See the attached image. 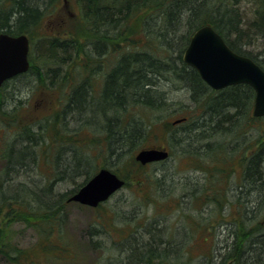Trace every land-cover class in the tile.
Segmentation results:
<instances>
[{"label": "trees", "instance_id": "1", "mask_svg": "<svg viewBox=\"0 0 264 264\" xmlns=\"http://www.w3.org/2000/svg\"><path fill=\"white\" fill-rule=\"evenodd\" d=\"M56 1L13 0L7 8H0V30L10 34L26 33L31 40L29 70L7 81L4 87L21 76L34 75L45 89L54 85L61 86L62 100H66L62 113L57 111L49 114L46 123L37 127V131L29 125L21 128L19 126L16 138L6 143V149L9 148L10 152L5 155V181L0 186V214L3 213L5 223L12 225L17 222L20 213L29 217L32 214L42 216L41 221L35 225L45 234L38 245L44 260L73 258L75 253L71 242L62 237V224L58 218L65 192L59 191L53 183L41 186L29 178V170L32 165L38 163L37 156L41 154L38 149L42 143L48 147L44 154L49 158L51 147L57 144L60 146L59 141H68L70 145L58 151L57 169L64 182L72 183L76 178L84 176V180L76 188L78 189L91 177L96 167L93 168V161L85 156L84 151L79 152L71 143H82L79 132L63 133L67 128V112L73 119L79 116L84 118L87 117L85 114L91 113L88 116L91 123L104 120L110 140L107 145L109 152H115L114 144L116 150L123 149L128 144H135L140 137H146L148 126L151 125L135 112H129L130 100L158 109L169 100L166 89L177 84L186 89L190 98L199 103L200 107L197 105L199 115L193 121L191 117L194 114H191V117L189 114L183 115L189 117V122H183L187 125L183 135L180 132L172 134V142L176 145L196 143V153L204 156L209 163L204 169L207 179H212L209 175L216 176L214 170L220 169L223 173L220 179L228 180L232 176L233 168H218V163L225 165L229 161L227 156L239 154L237 161L242 164L239 192L244 193L245 200L241 202L243 217L237 222L239 230L235 227L233 232L238 237V246L243 249L237 251L234 244V249L230 246L228 251L235 253L229 256L238 259L237 264H264V224L250 223V218L256 213L257 203H264V136L251 139L253 143H249L250 136L247 135V131L257 120L264 124V117L256 118L251 112L253 89L247 84H239L219 91L212 90L194 68L182 61L180 53L189 42L192 30L203 24H211L234 50L248 55L264 68V42L263 49L257 53L259 58L242 49V45H254L264 38V0H258V8L254 9L252 17L241 14L234 3L226 6L228 0H221L219 3L211 0H171L169 4L165 2L164 18L173 22V25L168 33H162L163 39L150 36L143 40L144 44L134 37L128 38L127 26L133 16L163 6L161 0H81L83 23H86L87 32L90 34L84 39L67 30L60 33L59 28L52 27L51 33H40L46 16L45 7ZM191 27L193 28L188 34ZM169 49L174 54L167 55ZM63 68L65 70L60 71ZM100 78L102 85L96 92L95 86L100 83ZM2 103L0 101V114L12 120L16 115L4 111ZM116 109L121 114V121L114 114L113 119L108 116ZM58 120L61 124L60 130L56 128ZM5 128L8 130V124ZM237 133L248 140L247 145L242 146L238 139L240 137L234 138ZM228 136L231 137V142L225 138ZM117 154L120 156L122 153ZM127 165L126 169L130 168L126 175L135 176L138 170L144 168L134 159H129ZM109 167L114 168L113 165ZM151 177L153 178L151 174H145L147 181ZM228 189L229 186L224 192L225 196L213 199L219 209L216 213L218 215H221L228 202ZM237 196L240 197L239 193ZM219 223L217 221L213 227H217ZM137 229L135 227L134 231L120 242L119 257L104 264L191 263L193 249L179 245L175 237H166L165 226L158 225L156 220L149 221L148 225L144 224L143 229L136 233ZM92 230V235H101V232L107 229L101 226ZM55 235H59L62 240H52ZM7 240L0 246V253L6 258L14 262L23 257L30 258L31 262L35 261L32 258V249L19 250ZM91 242L95 245L104 244L103 241L97 242L93 239ZM217 249L213 248L211 258L205 257L208 258L206 264H220L213 260L214 256L217 257ZM38 254L39 252L35 257H38ZM221 257L223 261V256Z\"/></svg>", "mask_w": 264, "mask_h": 264}, {"label": "rangeland", "instance_id": "2", "mask_svg": "<svg viewBox=\"0 0 264 264\" xmlns=\"http://www.w3.org/2000/svg\"><path fill=\"white\" fill-rule=\"evenodd\" d=\"M11 1L13 2V0H0V8H7L11 5ZM170 1L161 0V5L165 2L169 4ZM211 1L221 2V0ZM231 3H234L241 14L252 17V12L258 8L259 2L258 0H228L226 6H230ZM165 6L164 4L133 16L127 26L128 37H134L142 44H144L143 40L148 33L150 36L163 39L161 33H168L173 25V22L171 23L170 20L167 21L164 18ZM44 11L46 16L40 28L41 34L51 33L50 28L52 27L54 29L59 28L58 32L60 33L67 30L74 36L79 35L83 39L88 35L90 36L87 32L86 23H83L81 0H57L47 5ZM263 42L264 38L262 37L257 44H244L242 49L259 58L257 53L263 49ZM166 54L172 55L174 52L169 49ZM62 70L65 69H60V71ZM99 82L95 86L96 92L98 88H101V78ZM62 92V87L58 85L45 89L38 81L37 76L34 75L14 79L0 90V101L3 102L2 109L16 115L12 120H8L0 114V186L5 181L4 174L7 168L5 155L7 156L10 152L9 148L6 149V143L16 138L19 126L21 128L29 125L34 128V131H37V127L46 123L45 120L46 117H50L49 114L57 111L62 113L66 105V100H62ZM166 95L169 100L158 109L149 105L146 106L139 101L130 100L129 112H135L137 116L143 117L148 125H151L148 126L146 137L143 139L140 137L135 144H128L120 150H116L117 147L114 144L115 152H111L113 154L109 152L107 146L110 140L105 130L106 122L104 120L91 123L88 121V116L91 113L85 114L87 117L79 118V116V119H73L71 114L67 112L65 120L67 128L64 129L63 133L79 132L82 143H71L79 152L84 151L85 156L91 158L93 168L96 167L92 174L105 165H113L119 174L127 178L128 184L96 208L76 202H68L65 196L58 218L62 224L60 230L62 237L72 243L70 245L75 253L73 258L44 260L42 252L38 250V245L45 234L41 232L42 229L38 225H35L36 222L41 221L42 216L38 217L32 214L29 217L27 214L22 215L20 213L17 222L11 225L5 223L3 213L0 214V221H2L0 222V246L9 239L14 248L19 250L32 249V258L35 259V263L31 262L30 258L25 259V257L14 262L0 253V264H22L24 262L25 264H104L107 261L111 262L119 257L120 242L126 239L135 227L137 229L138 226L137 233L139 229H143L144 224L148 225V222L152 220H156L158 225L165 226L166 237H175L179 241V245L193 249L190 264H206L208 258L205 257L211 258L214 247L218 248L217 257H213L215 262L220 264H237L239 262L238 259L230 257L235 252L229 253L228 251L235 236L233 229L238 228L237 222H240L243 217V204L241 202L243 203L245 200L244 193L239 192L242 176V164L237 161L239 154L227 156L229 158L228 165L218 163V168H233L232 176L228 180L220 179L223 175L220 169L214 170L213 173H216V176H214L215 174L209 175L212 179H207L204 169L205 166H209V163L204 156L196 153L198 151L196 143L192 145L179 143L176 145L172 142V134L180 132L183 135L187 126L183 122L178 124L172 122L187 114H194L191 117V121H193L199 115L196 107L199 103L194 102L190 98L189 92L177 84L168 87ZM117 111L116 109L108 116L113 119L115 115L121 121V114ZM7 124L8 130L5 128ZM56 128L58 130L61 128L59 120ZM241 133L243 132L241 131ZM238 135L240 134L234 135V138L240 137L238 139L242 146L247 145L248 140ZM247 135L250 136L249 143H253L252 140L259 136L262 138L264 136V124L257 120L253 123V127L247 131ZM225 138H228L227 141L229 142L232 141L230 136ZM59 144L60 146L57 144V146L51 147L49 158H46L44 154L48 147H45L43 143L41 144V148L38 149L39 153L41 152L37 156L38 163L31 166L29 178L41 186L53 183L55 188L57 187L59 191L64 193L76 189L85 177L76 178V183L74 181L72 183L70 181L64 182V178L57 169L58 151L64 146H69L70 143L59 141ZM152 146L170 150V158L144 166L143 169L138 170L135 176L130 173V175H126L130 168L126 169L129 159L135 160V154L140 149ZM117 153L122 154L118 156ZM147 173L153 176L149 181L145 178ZM228 186L232 188V190H228V202L221 215H218L216 213L219 209L213 199L214 197L225 196L226 193L224 194V192ZM237 193L240 197L237 196ZM255 210V215L250 218L251 224L263 219L264 203L262 201L257 203ZM217 221L220 223L217 227H213ZM101 226H105L107 230L101 232V235L100 233L92 235V228ZM209 228L211 229L209 230ZM57 233L56 231L55 234ZM52 238L56 241L59 235L52 236ZM92 239L97 242L103 241L104 244L96 243L95 245L91 242ZM59 240H62L61 237ZM38 252L39 258L35 257ZM221 256H223V261Z\"/></svg>", "mask_w": 264, "mask_h": 264}, {"label": "water", "instance_id": "3", "mask_svg": "<svg viewBox=\"0 0 264 264\" xmlns=\"http://www.w3.org/2000/svg\"><path fill=\"white\" fill-rule=\"evenodd\" d=\"M29 49L26 34H0V88L7 80L28 71ZM183 60L216 90L241 83L250 85L255 91L254 115L264 116V69L252 58L235 52L213 26L203 25L193 33ZM168 154L165 149L147 148L142 149L136 159L146 164L166 159ZM124 184L125 180L115 172L102 168L80 187L70 201L98 206Z\"/></svg>", "mask_w": 264, "mask_h": 264}, {"label": "bare ground", "instance_id": "4", "mask_svg": "<svg viewBox=\"0 0 264 264\" xmlns=\"http://www.w3.org/2000/svg\"><path fill=\"white\" fill-rule=\"evenodd\" d=\"M146 25V24H145ZM204 25V24H203ZM203 25H201V26H203ZM201 26H199L198 28H200ZM192 28L193 27H191V28H189V31H188V34H189V32L192 30ZM198 28H196V29H194L192 32H191V34L195 31V30H197ZM161 35H162V33H161ZM148 37H150V33H148L147 34V36H146V38H148ZM129 38V37H128ZM130 39V38H129ZM168 46V45H167ZM167 46H166V49H167ZM186 47H187V44H186V46L185 47H183L182 48V50L180 51V53H181V57H182V61L184 62V60H183V54H184V51H185V49H186ZM93 51L95 52V50L93 49ZM108 51V50H107ZM146 99H147V97H145ZM131 99V98H130ZM133 100V99H132ZM148 100H150V99H148ZM154 100V99H153ZM156 100H158V99H156ZM129 102V101H128ZM130 104V103H129ZM197 107V106H196ZM12 150V149H11ZM80 188V187H79ZM79 188L78 189H76V190H74V191H68V192H65V195H66V200L68 201V202H71L70 201V198L72 197V196H74L75 195V193L79 190ZM232 190V188H229L228 190ZM237 189V188H236ZM238 192V191H237ZM228 193V192H227ZM80 203V202H79ZM80 204H82V203H80ZM91 207H94V208H96V207H98V206H91ZM255 215V214H254ZM263 219H264V216H263ZM263 219L261 220V221H259L260 223H263ZM238 239V237L235 235L234 236V240H233V242H232V244H231V246H232V248L234 249V244H235V246H236V250L237 251H239V250H242L243 249V247L241 248L240 246H238V242L236 241ZM229 249V248H228Z\"/></svg>", "mask_w": 264, "mask_h": 264}, {"label": "flooded vegetation", "instance_id": "5", "mask_svg": "<svg viewBox=\"0 0 264 264\" xmlns=\"http://www.w3.org/2000/svg\"><path fill=\"white\" fill-rule=\"evenodd\" d=\"M254 96H255V93H254Z\"/></svg>", "mask_w": 264, "mask_h": 264}]
</instances>
